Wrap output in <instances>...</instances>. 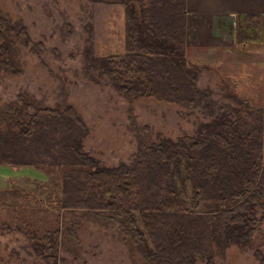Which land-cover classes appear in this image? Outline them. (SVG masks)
Here are the masks:
<instances>
[{
    "label": "rangeland",
    "instance_id": "rangeland-1",
    "mask_svg": "<svg viewBox=\"0 0 264 264\" xmlns=\"http://www.w3.org/2000/svg\"><path fill=\"white\" fill-rule=\"evenodd\" d=\"M131 4L139 12L137 0H0V14L10 27H24L29 42L14 44L20 75L0 71L1 110L18 95L38 107L72 106L88 129L82 151L106 168L131 166L146 142L196 137L226 118L260 131L264 159V29L256 37L247 35L256 30L234 33L235 42L205 61L193 62L195 50L185 51L200 70L196 86L203 94L187 109L118 93L96 62L125 54ZM8 38L15 42L13 34ZM46 172L0 165V264H147L122 220L58 209L60 182ZM261 215L264 207L256 210V219ZM230 234L209 240L213 264H264L263 223H255L245 245Z\"/></svg>",
    "mask_w": 264,
    "mask_h": 264
},
{
    "label": "trees",
    "instance_id": "trees-1",
    "mask_svg": "<svg viewBox=\"0 0 264 264\" xmlns=\"http://www.w3.org/2000/svg\"><path fill=\"white\" fill-rule=\"evenodd\" d=\"M137 3L139 12L131 4L126 14L125 54L96 62L126 97L194 108L203 94L196 86L200 70L185 56L187 0ZM263 29L261 16H241L235 36L256 30L247 34L256 37ZM28 43L26 29L10 27L0 14L2 73L20 75L14 44ZM87 133L72 106L38 107L18 95L0 108V165L53 174L60 182L58 209L102 211L122 220L147 264H193L196 258L213 264L210 239L222 242L231 233L245 245L255 223L264 224V215L255 216L264 207L259 130L239 129L226 118L196 137L146 142L131 166L114 168L99 166L82 151Z\"/></svg>",
    "mask_w": 264,
    "mask_h": 264
},
{
    "label": "crops",
    "instance_id": "crops-1",
    "mask_svg": "<svg viewBox=\"0 0 264 264\" xmlns=\"http://www.w3.org/2000/svg\"><path fill=\"white\" fill-rule=\"evenodd\" d=\"M186 8V53L195 50L193 62L217 56L235 42L237 18L260 15L264 21V0H187Z\"/></svg>",
    "mask_w": 264,
    "mask_h": 264
}]
</instances>
